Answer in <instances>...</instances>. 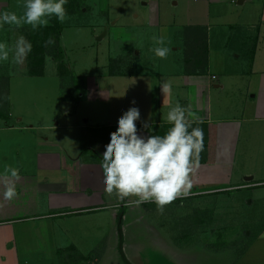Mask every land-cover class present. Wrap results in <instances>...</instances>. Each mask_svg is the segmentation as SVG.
I'll return each instance as SVG.
<instances>
[{"label": "rangeland", "instance_id": "rangeland-1", "mask_svg": "<svg viewBox=\"0 0 264 264\" xmlns=\"http://www.w3.org/2000/svg\"><path fill=\"white\" fill-rule=\"evenodd\" d=\"M23 2L0 0V13L15 11L21 15ZM72 2L80 5L81 12L67 13L61 23V46L66 63L77 77H82L83 87H88L90 92L83 98L80 93L75 101L73 87L63 85V91L58 65L52 58H47L42 77L27 75L28 56L22 65L13 64L11 58L9 62L0 61V111L13 115V126H28L32 120L65 127L78 119L85 122L89 117L92 124L95 115L105 114L124 98L123 89L114 84L122 79L109 76L113 59L125 58L131 65L128 72L149 74L154 80L158 76L161 82L176 80L174 76L185 65L187 27L208 29L209 64L219 80L231 72L246 74L251 68L246 51L252 45L247 37L254 36L257 28H262L264 35L261 21L264 0H250L244 5L240 0ZM29 28V25L5 24L0 27V42L12 45L21 35L26 38ZM154 36L164 37L165 46L170 49L166 59L156 57L149 50L154 46ZM261 42L264 44V39ZM225 79L233 84L232 97L236 88L246 85V79L239 76ZM116 90H120L119 95ZM69 94L71 97L64 100ZM81 115L85 118L81 119ZM74 133L63 130L61 136L69 138ZM4 139L0 142V160H15L13 148L19 138L14 136L6 146ZM251 197L253 206L240 204L238 209L235 203H246L245 199L233 197L231 202L224 196L211 199L210 208H203L197 201L185 202L184 206L170 204L163 214L156 207L132 206L126 220L124 217V254L131 264H264V199L261 198L264 194L257 192ZM210 209L215 212L211 223L197 225L196 218ZM110 215L111 212L97 216L95 220H101L100 224L85 218L75 223L76 229L68 236H73L76 247L68 244L69 238L60 237L59 231L42 232L30 224L17 225L12 231L6 230L7 233L0 230V264H64L68 251L75 261L83 260L81 264H124L116 223ZM5 247L17 256L10 257ZM74 250L77 254H73Z\"/></svg>", "mask_w": 264, "mask_h": 264}, {"label": "crops", "instance_id": "crops-1", "mask_svg": "<svg viewBox=\"0 0 264 264\" xmlns=\"http://www.w3.org/2000/svg\"><path fill=\"white\" fill-rule=\"evenodd\" d=\"M248 1L240 0V4ZM261 21L264 23V8ZM255 38H258L256 44ZM248 39L252 45L246 51L247 56L250 57L254 48L255 56L246 74L231 72L219 80L217 74L211 71L210 64L207 71L200 74L186 73L184 65L174 76L176 80L171 81V93L166 96L161 91L162 82L158 76L154 80L149 74L128 72L131 66L128 62L126 76H111L109 73L112 78L122 79L114 84L123 89V100L109 107L105 114L95 115L92 124L89 117L85 122L78 119L65 127L32 120L30 125L21 127L11 125V113L8 119L0 118V142L4 137L6 146L14 140V136L19 138L13 148L16 159L0 160V172L5 165H11L19 169L21 177L16 185L18 197L12 201L3 199V187L0 186V230L7 233L6 230L12 231L17 225L30 224L42 232L59 231L60 237L69 238L68 244L76 247L75 239L68 235L76 229L75 223L84 218L100 224L101 220H95L96 217L111 212L117 229L119 211L127 208L129 212L134 205H129L127 200L120 202L115 195L109 196L104 191L101 163L105 145L110 142V133L117 129L118 119L129 108L136 107L140 111L137 127H144L147 123L149 127H158L163 135L171 127L166 122L167 112L177 101L185 107L190 105L194 113L203 119L202 124L193 126L203 129L204 150L200 167L191 177L193 194L178 198L171 205L184 206L185 202L197 201L203 208H210L211 199L224 196L231 202L233 197L245 199L246 203H235L237 209L240 204L241 207L253 206L251 195L257 192L264 194L263 29L257 28L255 35L248 36ZM235 76L245 78L246 85L236 88L232 97L233 84L225 78ZM84 89L81 98L90 92L88 87ZM116 94L119 95L120 90H116ZM68 97L71 95L64 100ZM109 97L107 93L106 98ZM22 121L23 118L18 120ZM63 130L71 134L75 132V136L62 137ZM138 134L145 138L151 135L145 130H138ZM149 204L140 206L150 207ZM6 248L5 252L10 257L17 256L16 253L11 255Z\"/></svg>", "mask_w": 264, "mask_h": 264}, {"label": "clouds", "instance_id": "clouds-1", "mask_svg": "<svg viewBox=\"0 0 264 264\" xmlns=\"http://www.w3.org/2000/svg\"><path fill=\"white\" fill-rule=\"evenodd\" d=\"M67 0H24L23 13L15 11L0 13V27L3 25L31 26L33 31L48 26L55 17L63 23L67 12ZM154 46L149 50L160 59H166L170 49L165 46L164 37H153ZM54 40L50 37L46 45ZM32 44L19 36L12 45L0 42V61L22 65ZM164 96L171 93V82L160 83ZM140 111L129 108L119 119L116 131L110 133V142L105 145L101 168L104 191L115 195L118 201H128L139 207L143 203H154L156 211L163 214L165 207L178 198L192 195V175L200 167L204 150L203 119L197 116L191 106H182L179 101L170 107L166 122L171 125L163 135L142 137L138 134L136 121ZM148 128L147 123L144 124ZM21 179L19 169L5 165L0 172V186L3 199L12 201L18 197L17 182ZM134 198V199H132Z\"/></svg>", "mask_w": 264, "mask_h": 264}, {"label": "trees", "instance_id": "trees-1", "mask_svg": "<svg viewBox=\"0 0 264 264\" xmlns=\"http://www.w3.org/2000/svg\"><path fill=\"white\" fill-rule=\"evenodd\" d=\"M73 0H67V5H65L66 12L77 11L80 9V5L77 2L74 4ZM72 2V3H71ZM71 4V8L69 5ZM63 33V26L55 17L50 20V23L46 27L39 28L33 31L31 28L26 30V39L32 44V51L28 55V73L30 77H42L45 75L46 61L47 58H52L58 65V73L61 79L62 87L68 84L73 87V99L78 101L80 93H84L83 79L75 75L74 71L70 69L66 63L65 51L61 46V37ZM54 40L51 45H46V41L49 38ZM258 38L254 39V44H256ZM184 44H185V59L184 63L186 66V73L188 74H200L204 73L208 69L209 64V47H208V30L201 26H191L187 27L184 32ZM256 46V45H255ZM255 56V48L251 52L249 61L250 66L253 65V60ZM125 58L113 59L111 60L110 75L111 76H126L128 73L125 71V66L127 62L124 61ZM116 66V67H115ZM1 87V86H0ZM3 88V87H2ZM1 88V89H2ZM7 89V85L4 86ZM1 94V92H0ZM0 118L8 119V115L0 111ZM138 130H145L151 135H161L158 127H137ZM116 131V130H115ZM150 207L155 208L154 203L149 204ZM203 215L196 218L197 225H205L206 222L211 223V216L215 214L214 210L210 209L207 211H202ZM127 208H122L119 211L117 217V232L119 238V252L124 264H131L126 258L123 245L124 239V217L126 216ZM210 217V219L208 217ZM75 253L77 252L74 250ZM69 258V260H68ZM67 260L63 262L64 264H81L83 260L79 263L74 260V256L71 251L67 253Z\"/></svg>", "mask_w": 264, "mask_h": 264}]
</instances>
